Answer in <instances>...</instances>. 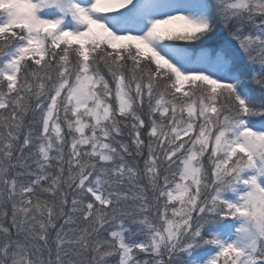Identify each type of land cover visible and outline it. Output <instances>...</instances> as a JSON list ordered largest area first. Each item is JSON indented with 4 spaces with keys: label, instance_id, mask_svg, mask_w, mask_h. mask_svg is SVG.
I'll return each instance as SVG.
<instances>
[{
    "label": "snow or ice",
    "instance_id": "snow-or-ice-1",
    "mask_svg": "<svg viewBox=\"0 0 264 264\" xmlns=\"http://www.w3.org/2000/svg\"><path fill=\"white\" fill-rule=\"evenodd\" d=\"M254 118L264 0H0V264H264Z\"/></svg>",
    "mask_w": 264,
    "mask_h": 264
},
{
    "label": "trees",
    "instance_id": "trees-1",
    "mask_svg": "<svg viewBox=\"0 0 264 264\" xmlns=\"http://www.w3.org/2000/svg\"><path fill=\"white\" fill-rule=\"evenodd\" d=\"M258 19H259V18H258ZM244 31H245V32H251V33H254V32H255V29L252 28L251 25H248V26L245 27ZM226 37H227V31H226L222 26L218 25V26H217V31H216V33H214L213 35H211V36L207 39L206 43H207L209 46H214V45H216L218 42H220V40H222L223 38H226ZM233 46L235 47V42H233ZM237 51H239V50H237ZM237 68L240 70L241 75H242V78H244V79H246V80L251 76V74H252L253 71H257V72H258V71L260 70L258 64H256V65H250V64L246 61V59H245V57H244V55H243L242 53L239 55L238 63H237ZM247 87H248L249 91L251 92V94H252L254 97H256V99L259 100V99L261 98L260 95H259V89H258L257 87H255L254 85H252V84H250V83L247 84ZM29 118H30V117H29ZM254 122L257 123V124H259V123L264 122V121H261L260 118H254ZM69 147H70V145H69ZM139 166H140L141 169L143 168V161H142V160L139 162ZM40 195H41V197L44 198V199H49V200L51 199V197L48 196L47 194H43V193H41ZM125 223L127 224L128 222L125 221ZM80 226H81V227L83 226V222H81V225H80ZM133 227H135V226H133ZM208 231H211V230L209 229ZM13 232H15L14 229H13ZM21 238H22V237H21ZM136 238H137V239H142L143 237H136ZM141 258H146V257H144L143 254H141ZM115 259H116V258H113V264H114Z\"/></svg>",
    "mask_w": 264,
    "mask_h": 264
},
{
    "label": "rangeland",
    "instance_id": "rangeland-1",
    "mask_svg": "<svg viewBox=\"0 0 264 264\" xmlns=\"http://www.w3.org/2000/svg\"><path fill=\"white\" fill-rule=\"evenodd\" d=\"M245 191V189L243 188H240L239 189V193L242 194L243 192ZM225 196V198L227 199H233L235 197V193H232V192H225L223 194ZM211 231H215V229H210ZM208 254H214L212 251H211V248L210 247H206V248H202V249H198L197 250V253L196 255H204L205 258H207V255Z\"/></svg>",
    "mask_w": 264,
    "mask_h": 264
}]
</instances>
